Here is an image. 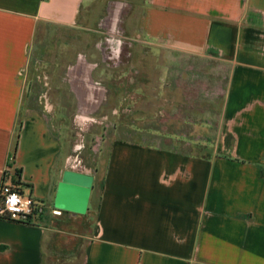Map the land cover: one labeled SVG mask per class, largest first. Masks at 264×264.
I'll use <instances>...</instances> for the list:
<instances>
[{
	"label": "crops",
	"instance_id": "crops-1",
	"mask_svg": "<svg viewBox=\"0 0 264 264\" xmlns=\"http://www.w3.org/2000/svg\"><path fill=\"white\" fill-rule=\"evenodd\" d=\"M87 3L0 0V190L10 166L21 192L47 206L32 224L0 218V264H264V0H146L126 38L164 53L170 68L155 75L154 93L140 94L152 107L164 99L174 108L183 98L175 86L204 69L187 59L211 60L210 73L226 67L217 137L209 155L114 139L99 192L96 177L72 167L45 110L28 104L41 34L118 39L121 20L126 29V3L108 4L101 16L84 11ZM85 56L68 77L88 116L108 91ZM182 65L188 76L170 75Z\"/></svg>",
	"mask_w": 264,
	"mask_h": 264
},
{
	"label": "rangeland",
	"instance_id": "rangeland-1",
	"mask_svg": "<svg viewBox=\"0 0 264 264\" xmlns=\"http://www.w3.org/2000/svg\"><path fill=\"white\" fill-rule=\"evenodd\" d=\"M117 2L126 3L131 14L126 23L127 30L126 21L119 23L118 39L109 35L107 38L104 35L92 37L86 33L53 29L52 37L41 34L27 71L31 93L35 95L29 98L28 104L45 110L62 137L64 153L74 156V165H78L74 169L80 171L84 168L96 177L98 192L114 139L162 140V146L168 148L209 155L217 137V115L227 77L226 67L219 72L221 75L210 73L214 65L209 59H187L186 62H194L200 68L204 66V74H195L197 77L192 82H180L178 87L175 86L183 97L176 107H170L164 99L158 101L164 105L152 107L140 93H154L155 75L165 78L167 68H170L166 55L144 49L145 43L141 39L126 38L128 29L132 28L130 25L140 17L146 0H88L84 11L90 9V13L101 16L108 4L115 6ZM80 52L94 63L91 65L94 77L108 91L100 107H96L93 113L89 112L88 116L79 112L82 103L71 88L68 77V69ZM153 62H158L160 67L156 69ZM184 67L182 65L170 75L188 76ZM155 70H159L158 74ZM162 88L165 90L166 85L163 84ZM91 102L89 100L88 103ZM82 258V252L76 255L77 261Z\"/></svg>",
	"mask_w": 264,
	"mask_h": 264
},
{
	"label": "built area",
	"instance_id": "built-area-1",
	"mask_svg": "<svg viewBox=\"0 0 264 264\" xmlns=\"http://www.w3.org/2000/svg\"><path fill=\"white\" fill-rule=\"evenodd\" d=\"M71 165L72 167L74 166L78 167V165H74V160L71 162ZM82 170L88 172L84 168ZM12 177H13L12 169L9 166L4 174V179L0 190V211H2L3 213L0 214V218H4L16 223H28V224L35 223L37 218L43 215L47 211V206L44 202L38 200L34 196L23 194L21 192L19 184L12 181ZM13 193L17 194L21 199L30 201V204L28 205L30 212L25 213L21 211L19 213H10L6 210L5 207L6 198L12 195ZM17 207H19V204H17ZM51 214L54 217H60L63 215L62 211L60 210H52Z\"/></svg>",
	"mask_w": 264,
	"mask_h": 264
},
{
	"label": "clouds",
	"instance_id": "clouds-1",
	"mask_svg": "<svg viewBox=\"0 0 264 264\" xmlns=\"http://www.w3.org/2000/svg\"><path fill=\"white\" fill-rule=\"evenodd\" d=\"M17 204H19V207H17ZM29 204H30V201L21 199L15 193L8 196L5 201L6 210L10 213H19L21 211L28 213L30 212V209L28 207ZM0 214H3L2 211H0Z\"/></svg>",
	"mask_w": 264,
	"mask_h": 264
},
{
	"label": "bare ground",
	"instance_id": "bare-ground-1",
	"mask_svg": "<svg viewBox=\"0 0 264 264\" xmlns=\"http://www.w3.org/2000/svg\"><path fill=\"white\" fill-rule=\"evenodd\" d=\"M86 93H87V91H86ZM95 98H96V101H95V102H97L96 104H98V102H99L100 99H101V94L99 93L98 95L95 96ZM97 99H98V100H97ZM86 100H87V99H86ZM82 102H86V101H82ZM87 102H88V101H87ZM95 102H94V101L91 102L92 107H93V105H95Z\"/></svg>",
	"mask_w": 264,
	"mask_h": 264
},
{
	"label": "trees",
	"instance_id": "trees-1",
	"mask_svg": "<svg viewBox=\"0 0 264 264\" xmlns=\"http://www.w3.org/2000/svg\"><path fill=\"white\" fill-rule=\"evenodd\" d=\"M12 160H15V153L12 154Z\"/></svg>",
	"mask_w": 264,
	"mask_h": 264
},
{
	"label": "water",
	"instance_id": "water-1",
	"mask_svg": "<svg viewBox=\"0 0 264 264\" xmlns=\"http://www.w3.org/2000/svg\"><path fill=\"white\" fill-rule=\"evenodd\" d=\"M75 178H78V177L75 176ZM80 198H82V197H80ZM81 201H82V200H81ZM81 201H80V202H81Z\"/></svg>",
	"mask_w": 264,
	"mask_h": 264
}]
</instances>
